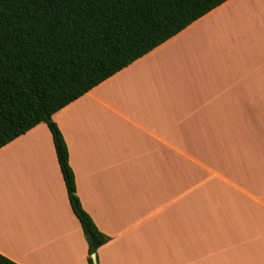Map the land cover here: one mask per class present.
I'll use <instances>...</instances> for the list:
<instances>
[{"label": "crops", "instance_id": "1", "mask_svg": "<svg viewBox=\"0 0 264 264\" xmlns=\"http://www.w3.org/2000/svg\"><path fill=\"white\" fill-rule=\"evenodd\" d=\"M98 264H264V0H226L52 115ZM0 254L88 264L51 133L0 148Z\"/></svg>", "mask_w": 264, "mask_h": 264}, {"label": "trees", "instance_id": "2", "mask_svg": "<svg viewBox=\"0 0 264 264\" xmlns=\"http://www.w3.org/2000/svg\"><path fill=\"white\" fill-rule=\"evenodd\" d=\"M224 1L0 0V148L46 123L88 264L109 237L81 205L52 115Z\"/></svg>", "mask_w": 264, "mask_h": 264}, {"label": "water", "instance_id": "3", "mask_svg": "<svg viewBox=\"0 0 264 264\" xmlns=\"http://www.w3.org/2000/svg\"><path fill=\"white\" fill-rule=\"evenodd\" d=\"M91 258H92L93 262H95V261H96V257H95V254H94V253H93V254H91Z\"/></svg>", "mask_w": 264, "mask_h": 264}]
</instances>
